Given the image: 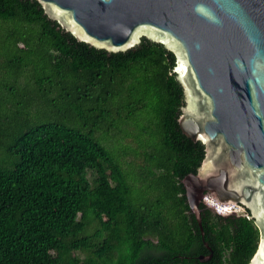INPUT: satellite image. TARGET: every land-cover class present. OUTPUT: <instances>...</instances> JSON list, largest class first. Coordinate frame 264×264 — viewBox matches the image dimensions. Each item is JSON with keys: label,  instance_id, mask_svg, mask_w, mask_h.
<instances>
[{"label": "trees", "instance_id": "1", "mask_svg": "<svg viewBox=\"0 0 264 264\" xmlns=\"http://www.w3.org/2000/svg\"><path fill=\"white\" fill-rule=\"evenodd\" d=\"M175 65L148 37L110 51L0 0V264L250 263L249 210L202 202V234L189 204L206 149L179 124Z\"/></svg>", "mask_w": 264, "mask_h": 264}, {"label": "water", "instance_id": "2", "mask_svg": "<svg viewBox=\"0 0 264 264\" xmlns=\"http://www.w3.org/2000/svg\"><path fill=\"white\" fill-rule=\"evenodd\" d=\"M38 1L96 47L126 50L148 37L175 53L186 94L179 124L206 149L182 180L191 209L202 234L207 196L248 209L261 233L250 264H264V0Z\"/></svg>", "mask_w": 264, "mask_h": 264}, {"label": "bare ground", "instance_id": "3", "mask_svg": "<svg viewBox=\"0 0 264 264\" xmlns=\"http://www.w3.org/2000/svg\"><path fill=\"white\" fill-rule=\"evenodd\" d=\"M206 198H207V199H210L211 201H213L214 203H216V206H218V207L222 205V207H220V208H221L220 211H222V212H224V211H226V212L232 211V208H233L234 206H236V205H234V204H223V203L217 201L215 198L210 197V196H207ZM212 199H213V200H212ZM223 205H226V206L223 207ZM233 209H234V208H233ZM223 210H224V211H223Z\"/></svg>", "mask_w": 264, "mask_h": 264}, {"label": "rangeland", "instance_id": "4", "mask_svg": "<svg viewBox=\"0 0 264 264\" xmlns=\"http://www.w3.org/2000/svg\"><path fill=\"white\" fill-rule=\"evenodd\" d=\"M206 200L208 201V202H210V204H213V205H215L216 206V203H214L213 201H211L210 199H207L206 198ZM213 200V199H212ZM206 202V201H205ZM209 205V204H208ZM209 206H211V205H209ZM212 208H213V210L214 211H216V208L214 207V206H211ZM220 207H222V205L221 206H217V208L220 210L221 208ZM224 207V206H223ZM224 211V210H223ZM232 211H236V212H234V213H242L243 211H245L244 210V208L241 206V205H237V206H234V210H232ZM225 212V211H224ZM226 213V212H225ZM230 214V213H229Z\"/></svg>", "mask_w": 264, "mask_h": 264}, {"label": "clouds", "instance_id": "5", "mask_svg": "<svg viewBox=\"0 0 264 264\" xmlns=\"http://www.w3.org/2000/svg\"><path fill=\"white\" fill-rule=\"evenodd\" d=\"M205 201H206L207 204H209V205H211V206H214V207L216 208V212L223 214L222 211H220V210L217 208V206H215V205H213V204H210V202H208V201L206 200V198H205ZM223 206H226V205H223Z\"/></svg>", "mask_w": 264, "mask_h": 264}, {"label": "built area", "instance_id": "6", "mask_svg": "<svg viewBox=\"0 0 264 264\" xmlns=\"http://www.w3.org/2000/svg\"><path fill=\"white\" fill-rule=\"evenodd\" d=\"M233 208H234V207H233ZM233 208H232V210H234ZM225 212H226V211H225ZM225 212H222V213H223V214H229V213H234V212H236V211H229V212H226V213H225Z\"/></svg>", "mask_w": 264, "mask_h": 264}, {"label": "flooded vegetation", "instance_id": "7", "mask_svg": "<svg viewBox=\"0 0 264 264\" xmlns=\"http://www.w3.org/2000/svg\"><path fill=\"white\" fill-rule=\"evenodd\" d=\"M248 210V209H247ZM256 223V222H255ZM251 262V261H250ZM250 264V263H249Z\"/></svg>", "mask_w": 264, "mask_h": 264}]
</instances>
